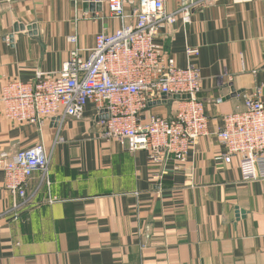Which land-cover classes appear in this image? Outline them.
Segmentation results:
<instances>
[{"label": "crops", "instance_id": "0c3cea01", "mask_svg": "<svg viewBox=\"0 0 264 264\" xmlns=\"http://www.w3.org/2000/svg\"><path fill=\"white\" fill-rule=\"evenodd\" d=\"M130 1L127 10L137 11L140 0ZM188 2L167 0L166 7ZM120 24L105 2L101 12L86 13L83 0H0V153L51 147L57 132L55 123L6 119L5 85L61 71L73 48L69 35H79L88 57L96 35ZM157 41L181 67L187 47L200 49L192 62L209 135L184 163L160 166L146 151L103 137L88 103L82 117L64 121L50 184L34 174L29 193H38L37 203L17 218L3 215L14 197L0 169V264H264V179L244 181L237 157L220 158L226 148L217 136L224 116L243 106L242 93L263 87L264 98V0L200 3L189 23L178 18ZM159 102L147 115L173 114V99ZM48 195L59 200L43 201Z\"/></svg>", "mask_w": 264, "mask_h": 264}, {"label": "built area", "instance_id": "2783aa9c", "mask_svg": "<svg viewBox=\"0 0 264 264\" xmlns=\"http://www.w3.org/2000/svg\"><path fill=\"white\" fill-rule=\"evenodd\" d=\"M214 1L190 0L169 11L167 0H140L138 10L129 12L127 0H106L111 16L121 24L113 32H99L88 57L78 45L79 35L73 33L68 37L73 48L61 71H39L32 82L5 85L1 101L6 119L58 126L51 147L38 144L11 155L0 153L4 187L14 197L4 216L17 218L37 203L38 193H29L32 177L39 171L41 183L50 184L54 148L63 141L61 127L69 117H82L90 102L95 104L97 124L106 139L116 140L130 151H146L149 160L160 166L187 160L191 148L209 135V117L199 97L201 73L192 62L200 49L187 47L189 62L181 67L157 37L163 29H171L178 18L189 23L193 8L200 3ZM129 3L136 6L134 0ZM262 93L263 87L242 93L243 106L226 114L223 127L217 131L226 148L220 158L231 163L237 157L244 181L264 179ZM168 94L179 96L172 98L173 114L147 115L148 108ZM58 200L51 195L43 198L49 203Z\"/></svg>", "mask_w": 264, "mask_h": 264}, {"label": "water", "instance_id": "95a60500", "mask_svg": "<svg viewBox=\"0 0 264 264\" xmlns=\"http://www.w3.org/2000/svg\"><path fill=\"white\" fill-rule=\"evenodd\" d=\"M105 1L106 0H83V10L86 13H89V12H91V13L101 12L103 10V4H104ZM21 26L23 28L24 25H21ZM166 96L169 99H172L173 97L174 98H178L179 97L177 95L173 96L171 94H168ZM158 103H160V102H158ZM54 126H58V124L55 123Z\"/></svg>", "mask_w": 264, "mask_h": 264}]
</instances>
